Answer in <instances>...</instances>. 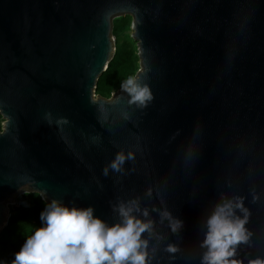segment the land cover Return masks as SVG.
<instances>
[{
  "label": "water",
  "instance_id": "water-1",
  "mask_svg": "<svg viewBox=\"0 0 264 264\" xmlns=\"http://www.w3.org/2000/svg\"><path fill=\"white\" fill-rule=\"evenodd\" d=\"M125 16L143 106L96 95ZM0 117V232L27 193L109 225L135 201L150 264H202L206 218L240 199L230 259H264V0H0Z\"/></svg>",
  "mask_w": 264,
  "mask_h": 264
},
{
  "label": "clouds",
  "instance_id": "clouds-1",
  "mask_svg": "<svg viewBox=\"0 0 264 264\" xmlns=\"http://www.w3.org/2000/svg\"><path fill=\"white\" fill-rule=\"evenodd\" d=\"M121 88L129 94L130 102L140 106L152 98L148 87L135 78L127 79ZM126 158L131 159L132 154L126 157L118 152L110 167L119 171ZM107 171L105 167V174ZM116 210L119 222L109 225L94 215L92 207H68L53 199L40 214L41 226L30 230L12 264H150L144 234L152 233L153 222L147 219V210L142 212L144 219L134 214L141 211L135 201L121 203ZM236 210L243 216L236 215ZM163 216L170 219L172 231L182 226L183 222L173 220L167 211ZM247 217L240 199L223 200L214 207L205 221L202 264H239L230 258L237 244L248 240ZM167 250L175 252L176 248L170 244ZM250 264H264V259H254Z\"/></svg>",
  "mask_w": 264,
  "mask_h": 264
},
{
  "label": "trees",
  "instance_id": "trees-1",
  "mask_svg": "<svg viewBox=\"0 0 264 264\" xmlns=\"http://www.w3.org/2000/svg\"><path fill=\"white\" fill-rule=\"evenodd\" d=\"M131 22L130 16L114 20L112 33L115 39V56L99 78L96 89L98 96L110 98L113 93L122 90L121 84L134 78L139 69L136 42L131 35H127ZM18 200L20 207L10 211L7 225L0 232V264H12L14 254L31 234L30 230L41 226L40 214L49 204L36 193L24 194Z\"/></svg>",
  "mask_w": 264,
  "mask_h": 264
},
{
  "label": "rangeland",
  "instance_id": "rangeland-1",
  "mask_svg": "<svg viewBox=\"0 0 264 264\" xmlns=\"http://www.w3.org/2000/svg\"><path fill=\"white\" fill-rule=\"evenodd\" d=\"M127 35H129V36L131 35V29L127 32ZM0 121H1V123H0L1 126H3L4 121H3L2 119H1ZM17 205H18V204H16V205L10 207V211H11V210H16L17 208H19Z\"/></svg>",
  "mask_w": 264,
  "mask_h": 264
},
{
  "label": "built area",
  "instance_id": "built-area-1",
  "mask_svg": "<svg viewBox=\"0 0 264 264\" xmlns=\"http://www.w3.org/2000/svg\"><path fill=\"white\" fill-rule=\"evenodd\" d=\"M18 207H20V202L18 203V205H17Z\"/></svg>",
  "mask_w": 264,
  "mask_h": 264
},
{
  "label": "bare ground",
  "instance_id": "bare-ground-1",
  "mask_svg": "<svg viewBox=\"0 0 264 264\" xmlns=\"http://www.w3.org/2000/svg\"><path fill=\"white\" fill-rule=\"evenodd\" d=\"M1 129H2V128H1ZM1 129H0V130H1Z\"/></svg>",
  "mask_w": 264,
  "mask_h": 264
}]
</instances>
